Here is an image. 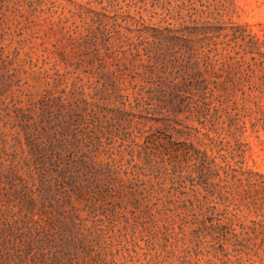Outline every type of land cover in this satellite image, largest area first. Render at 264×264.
<instances>
[{"label": "rangeland", "instance_id": "1", "mask_svg": "<svg viewBox=\"0 0 264 264\" xmlns=\"http://www.w3.org/2000/svg\"><path fill=\"white\" fill-rule=\"evenodd\" d=\"M0 264H264V0H0Z\"/></svg>", "mask_w": 264, "mask_h": 264}, {"label": "trees", "instance_id": "2", "mask_svg": "<svg viewBox=\"0 0 264 264\" xmlns=\"http://www.w3.org/2000/svg\"><path fill=\"white\" fill-rule=\"evenodd\" d=\"M176 33H177V36L176 37H180V38L185 37V35L187 34V33H184L182 29L176 30ZM188 33H192V32L190 31ZM199 33H202V34L205 35V33H208V32L204 30L202 32H197L196 34H199Z\"/></svg>", "mask_w": 264, "mask_h": 264}]
</instances>
